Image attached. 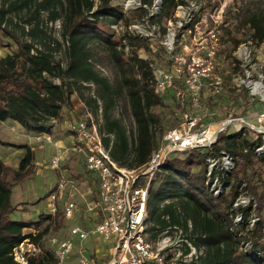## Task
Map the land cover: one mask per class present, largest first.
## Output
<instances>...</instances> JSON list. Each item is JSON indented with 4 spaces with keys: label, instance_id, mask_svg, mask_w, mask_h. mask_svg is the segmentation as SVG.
<instances>
[{
    "label": "trees",
    "instance_id": "16d2710c",
    "mask_svg": "<svg viewBox=\"0 0 264 264\" xmlns=\"http://www.w3.org/2000/svg\"><path fill=\"white\" fill-rule=\"evenodd\" d=\"M99 2L96 6L92 0H0V37L16 44L13 53L0 58V121L16 123L31 134L50 133L52 121L61 119L63 108L70 106L71 96L77 92L97 119L112 160L120 167L135 169L146 165L160 145L162 118L154 111L167 94L155 92L149 63L134 52L145 41L129 35L116 39L110 27L129 25V20L112 5L113 0ZM144 2L151 5L153 0ZM178 3L164 0L162 13L175 9ZM46 21L61 22L60 39L47 31ZM247 25L255 40L264 43V10L254 12ZM124 40L131 47L127 58ZM98 48L106 52L105 57L98 56ZM60 51L64 52V62L56 60ZM103 59L110 64L112 79L95 68L104 64ZM56 76L59 84L50 79ZM87 84L94 85V91L85 97ZM262 145L263 135L255 130L243 127L232 131L228 126L213 146L176 153L151 182L150 240L156 242L167 230L169 235L180 231L196 250L202 251L200 264H264L262 225L247 227L248 209L240 211L242 222L236 224L237 213L232 210L244 181L257 198L256 211L264 209V188L259 192L249 176L252 172L261 180L258 165L264 164V157L258 156L256 149ZM0 146L23 149L17 168L0 159V264H18L14 250L26 241L38 244L50 233L54 217L40 215L34 223L13 219L17 210L12 202L13 189L35 174V152L29 145L2 139ZM222 150L233 157L235 165L226 176L212 173V178L217 174L227 184V193L215 198L207 159ZM11 176L13 182L9 181ZM261 220L264 222V218ZM29 227H35L37 233L25 234L24 229ZM245 242H251L250 250L241 249ZM189 252L187 247L185 253ZM58 263L52 250L45 247L42 254L27 259V264Z\"/></svg>",
    "mask_w": 264,
    "mask_h": 264
},
{
    "label": "rangeland",
    "instance_id": "374dc122",
    "mask_svg": "<svg viewBox=\"0 0 264 264\" xmlns=\"http://www.w3.org/2000/svg\"><path fill=\"white\" fill-rule=\"evenodd\" d=\"M143 1L134 0V6L127 8V10L124 8V0H113L112 5L120 9L125 18L129 20L130 26H133L136 23H142L144 20L148 21L149 12H146V9L143 8ZM177 1L181 2V0ZM183 2L187 6L195 4L196 8L190 7L194 10V12L191 10L192 21L190 25L192 27L190 28H192V33L188 34L183 31L176 33L179 34L178 41L175 40L178 51L180 54L184 53L185 47L193 51L199 50L209 44L208 33L210 31L217 32L220 48L217 55L216 76L220 77L222 82L220 85H216L214 78L204 81L198 107L193 106L191 99L188 97H185L183 102L178 92L184 93L185 89L183 84L178 82L176 89L169 90L163 103L154 111L162 118L161 133L165 135L169 131L178 130L183 135L188 134L190 136L202 135L208 131L215 134L226 124H229L228 126L232 131L248 127L258 133H264V93L262 99L252 95L254 86L264 90V43L259 44L255 40L253 31L247 25L248 18L254 12L258 13L264 10V0H183ZM176 9L177 7L175 9L169 8L165 13L158 11V14L156 13L151 19L150 24L158 28L159 35H165L171 27L175 29V22L179 18ZM122 24L127 26L124 23ZM59 26H61L60 21L54 24L45 22L47 31L58 39H60L59 34L61 31ZM109 30L114 35L117 34L115 35L116 39H120L121 36L119 35H126L127 28H124L123 32L113 27H110ZM0 38V58H3L16 50V44L5 37ZM97 52L101 58L106 56V52L102 48H98ZM134 52L138 56H144L162 67L170 68V62L164 54L159 40L145 41ZM130 53L131 50L128 54L125 53V57L127 58ZM56 60L65 61L63 51L56 54ZM103 63L102 65H96V70L101 75L112 79L113 72L110 71V64L105 59H103ZM50 79L56 84L61 82L58 76ZM86 86L88 88L83 90L84 96L93 95L94 85L87 84ZM71 100L72 103L70 106L63 108L61 119L54 123L51 133H49L52 136L53 143H48L43 136H39L42 134L27 133L16 123L11 121L3 123L0 121V139L19 146L29 145L35 152V174L24 183L16 185L13 189L12 202L17 206V210L13 214L14 220H27L34 223L35 220L40 219V215L49 214V193L55 190L54 186L60 180L67 181L71 187L74 186V189L71 188V192H74L73 200L78 207V211L73 219L65 218L62 209L66 201H60L59 212L54 217L56 222L54 223L53 219L52 229L43 242L45 249L51 247L48 242L49 236H56L63 240L70 235V231L74 227L91 231L96 221L90 216L89 211L91 202L96 199V182L91 179L86 170L84 155L72 150L75 139L74 133L69 129L72 121L86 120L90 112L77 92L72 94ZM115 116H118V111L115 112ZM190 118H197L199 123L191 127ZM93 119L97 122L94 116ZM99 120L101 121V116H99ZM232 120L234 121L230 122ZM203 137L205 136L201 138ZM162 140L159 144L162 143ZM61 147L64 154L63 160L60 162L59 168L53 169L50 160L58 150H61ZM22 151L23 149L0 146V159L13 168H17L23 155ZM181 153L183 152L177 154L180 155ZM216 158L218 159V157ZM208 159L207 169L209 174ZM218 160L219 167L217 170L214 169L213 172L223 167V160ZM258 167L261 174L260 179L264 182V164H259ZM249 176L252 183L261 192L264 183L252 172L249 173ZM208 178L211 190H214L212 175ZM9 181L13 182L12 176L9 177ZM245 184L246 186H244ZM247 186L248 184L244 181L239 196L254 197L258 205L257 198ZM226 190L227 188L224 192L227 193ZM212 196H214L213 193ZM66 200H71V198L69 197ZM38 209L41 211L39 216L35 214ZM256 213L262 219L264 218V209L261 213H258V211ZM56 225L59 226L58 229L55 228ZM25 232L28 233L29 230ZM92 238L90 236L85 240H80L79 237H73V251L67 255L62 264H77L81 257L90 258L94 250ZM163 238L164 235L159 240ZM189 244H191L190 241L186 239L182 232L174 231L170 233L169 240L162 243L161 246H166L164 253L170 264H200L201 259L199 257H201L202 251L199 252L192 244V247ZM244 246L245 243H242L241 249L245 250ZM111 247L112 245L104 242H100L99 245L105 255L108 254ZM187 247L190 252L186 254ZM104 261L107 262L108 258H102V262Z\"/></svg>",
    "mask_w": 264,
    "mask_h": 264
},
{
    "label": "built area",
    "instance_id": "2783aa9c",
    "mask_svg": "<svg viewBox=\"0 0 264 264\" xmlns=\"http://www.w3.org/2000/svg\"><path fill=\"white\" fill-rule=\"evenodd\" d=\"M92 1L96 6L100 3L99 0ZM163 1L153 0L151 5L145 4L143 1V8L146 9V12H149L148 21L144 20L142 23H136L133 26H130V24L124 26L120 23L111 27L122 30V32L124 28H127L126 35L142 41L159 40L160 46L170 62L169 69L151 62L144 56H139L149 63L155 92L163 95L169 90L176 89L177 83L180 82L185 89L184 93L178 92L183 102L185 97H188L191 99L193 106L198 107L204 81L214 78L216 85H220L222 82L221 78L216 76L217 55L220 48L218 33L210 31L208 33L209 44L201 49L193 51L185 47L184 53L180 54L176 46L179 34L176 33L180 31L188 34L192 33V28H190L192 27L190 25L192 9L190 7H196L195 4L187 6L181 0L176 9L179 18L175 22V29L171 27L165 35L161 36L158 28L151 25L150 21L158 11L162 10ZM124 3L126 10L134 6V0H124ZM115 35L117 34L115 33ZM126 35L119 36L124 37ZM122 43L125 46V52L128 54L131 50L128 41L124 40ZM263 93L264 90L254 86L253 96L262 99ZM54 123H57V121H52L53 126ZM198 123L197 118H190L191 127L196 126ZM69 129L74 133L75 139L72 150L84 155L86 170L97 179L98 197L94 209L97 211L100 221L93 226L91 231L82 230L79 227L72 228L70 235L63 240L56 236H49L48 242L51 244L49 249L52 250L59 262L58 264H62L67 255L73 251V237L85 240L90 236L112 245L110 254L104 257V259L108 258V261L102 262L103 257L100 258L99 256L94 258L81 257L77 264H170L164 253L166 246H161L162 243L169 240V230L163 234L164 238L162 240H159L160 238L156 242L150 240L149 228L152 226V222L148 206L151 182L155 175L161 171L163 165L173 158L176 153L195 147L213 146L217 142L215 134L208 131L202 135L190 136L188 134L183 135L178 130L169 131L164 135L162 143L153 152L150 161L146 165L135 169H127L120 167L112 160L109 150L106 149L103 143L98 126L90 113L86 120L73 122ZM260 134L263 135L264 139V133ZM42 136L48 143H52L53 139L49 133L45 132ZM202 136L205 137L201 138ZM256 154L264 157L263 145L256 149ZM63 157V153L57 151L50 160L51 167L53 169L59 168ZM211 157V159H208L210 167L208 176L212 175L214 169H218V159L223 160V167L218 172H222L223 176L231 173L234 168V159L229 153L222 150L219 155ZM213 180L212 184L215 189L212 190V193L215 198H219L227 188V184L220 181L217 174L214 175ZM72 187L65 180L58 182L55 190L49 194V215L55 217L58 214L59 198L67 192L71 200H66L62 213L67 219L74 218L78 207L73 200L74 192L69 190ZM232 206V210L237 213L234 220L236 224L242 222L240 211L248 209L250 215L247 220V227L252 229L260 223L264 232V222L256 213L257 203L254 197L239 196ZM45 238L38 244H32L28 241L22 243L14 250L15 261L18 264H27V259L30 256L42 254ZM189 245L192 247L191 244ZM244 247L246 250H250L252 248L251 242H245Z\"/></svg>",
    "mask_w": 264,
    "mask_h": 264
},
{
    "label": "crops",
    "instance_id": "0c3cea01",
    "mask_svg": "<svg viewBox=\"0 0 264 264\" xmlns=\"http://www.w3.org/2000/svg\"><path fill=\"white\" fill-rule=\"evenodd\" d=\"M73 123V121L71 122V124ZM53 128V127H52ZM52 128H51V130H52ZM50 133H51V131H50ZM43 135H44V133H43ZM39 136H42V135H39ZM52 143H53V141H52ZM58 149V148H57ZM58 151H60L61 153H63V149H62V147H61V150H58ZM80 153V152H79ZM54 156V155H53ZM52 156V157H53ZM63 156H64V154H63ZM88 172V171H87ZM88 174H89V176L91 177V179H93L95 182H96V186H97V190H96V199L93 201V202H91V206H90V208H89V211H90V216L92 217V218H94L96 221H95V223H94V225L96 224V223H98L99 221H100V217H99V215H98V213H97V211L94 209V205H95V203H96V200H97V197H98V183H97V179L92 175V174H90L89 172H88ZM56 185V184H55ZM57 186V185H56ZM56 186H54L55 188H56ZM54 188V189H55ZM72 189H74V186L72 187ZM72 189H70L69 188V190L71 191ZM68 190V192L70 193V191ZM53 191V190H52ZM50 194V193H49ZM67 198H69L68 197V193L66 192V194L64 195V196H61L60 198H59V203H60V201H62V200H65L66 201V199ZM40 213H41V211L38 209L37 210V212L35 213V214H37L38 216L40 215ZM25 215V214H24ZM36 215V216H37ZM38 220H35L34 222H37ZM20 222H23V223H30V221H27V220H22V221H20ZM93 225V226H94ZM26 230H29V232L28 233H26L25 231ZM24 232H25V234H36L37 233V230H36V228L35 227H29V228H25L24 229ZM93 237V236H92ZM94 238V239H93ZM92 238V240H93V242H94V250H93V253L91 254L92 256L91 257H95V256H99L100 258H104V257H106V256H108L109 254H110V250L108 251V254L107 255H105V254H103L102 253V251H101V249L99 248V245H100V242H102L101 240H99V239H96L95 237H93ZM99 260V259H98Z\"/></svg>",
    "mask_w": 264,
    "mask_h": 264
},
{
    "label": "water",
    "instance_id": "95a60500",
    "mask_svg": "<svg viewBox=\"0 0 264 264\" xmlns=\"http://www.w3.org/2000/svg\"><path fill=\"white\" fill-rule=\"evenodd\" d=\"M228 125H229V124H226L225 126H223V128H222L221 130H218V131L215 133V137H217L218 134H219L221 131L227 129Z\"/></svg>",
    "mask_w": 264,
    "mask_h": 264
}]
</instances>
